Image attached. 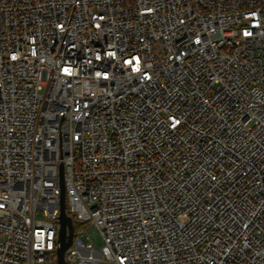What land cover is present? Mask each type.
<instances>
[{"label": "built area", "instance_id": "built-area-1", "mask_svg": "<svg viewBox=\"0 0 264 264\" xmlns=\"http://www.w3.org/2000/svg\"><path fill=\"white\" fill-rule=\"evenodd\" d=\"M62 181L67 264H264V0H0V264Z\"/></svg>", "mask_w": 264, "mask_h": 264}, {"label": "water", "instance_id": "water-1", "mask_svg": "<svg viewBox=\"0 0 264 264\" xmlns=\"http://www.w3.org/2000/svg\"><path fill=\"white\" fill-rule=\"evenodd\" d=\"M61 214L59 217V237H58V249H57V263H66V252L72 246L74 241V224L72 218L66 213V193L64 182L61 183Z\"/></svg>", "mask_w": 264, "mask_h": 264}, {"label": "rangeland", "instance_id": "rangeland-1", "mask_svg": "<svg viewBox=\"0 0 264 264\" xmlns=\"http://www.w3.org/2000/svg\"><path fill=\"white\" fill-rule=\"evenodd\" d=\"M88 234L96 248L99 249L104 245L103 235L98 229L91 228L89 229Z\"/></svg>", "mask_w": 264, "mask_h": 264}, {"label": "trees", "instance_id": "trees-1", "mask_svg": "<svg viewBox=\"0 0 264 264\" xmlns=\"http://www.w3.org/2000/svg\"><path fill=\"white\" fill-rule=\"evenodd\" d=\"M83 228V225L77 223L76 221L74 222V233L77 235L79 231Z\"/></svg>", "mask_w": 264, "mask_h": 264}]
</instances>
